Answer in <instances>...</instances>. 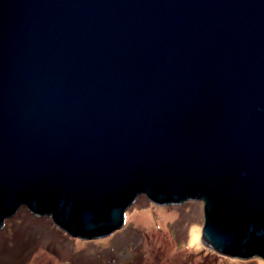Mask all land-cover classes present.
Wrapping results in <instances>:
<instances>
[{
	"label": "water",
	"instance_id": "obj_1",
	"mask_svg": "<svg viewBox=\"0 0 264 264\" xmlns=\"http://www.w3.org/2000/svg\"><path fill=\"white\" fill-rule=\"evenodd\" d=\"M140 194L264 259V0H0V229L98 239Z\"/></svg>",
	"mask_w": 264,
	"mask_h": 264
},
{
	"label": "rangeland",
	"instance_id": "obj_2",
	"mask_svg": "<svg viewBox=\"0 0 264 264\" xmlns=\"http://www.w3.org/2000/svg\"><path fill=\"white\" fill-rule=\"evenodd\" d=\"M204 206L198 199L158 205L140 194L121 229L82 239L22 205L0 229V264H264L257 256L233 258L205 245Z\"/></svg>",
	"mask_w": 264,
	"mask_h": 264
}]
</instances>
